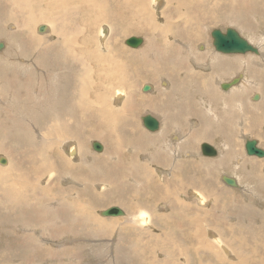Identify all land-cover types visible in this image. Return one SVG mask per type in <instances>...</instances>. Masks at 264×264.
Returning a JSON list of instances; mask_svg holds the SVG:
<instances>
[{
	"label": "rangeland",
	"instance_id": "rangeland-1",
	"mask_svg": "<svg viewBox=\"0 0 264 264\" xmlns=\"http://www.w3.org/2000/svg\"><path fill=\"white\" fill-rule=\"evenodd\" d=\"M14 1L16 0H0V38H4V40L0 39V41H2L4 44L3 48L0 50V115L2 116V120L0 121V166H2L1 164L4 163L3 157H7L11 163H15L19 159L21 160L23 158V162L21 163H24V167L27 170V175H25L22 179L18 180V182L26 186V188L21 189L22 192H24V195L34 197L35 201H39L40 199V201L42 202V210L37 213H33L28 210L18 211L20 210L19 207H16V210L13 209L14 211L12 209L11 211L8 210L9 208L13 207L10 206V204L13 205L14 203L6 202V199L8 198L5 197V195H2L4 191H6L3 189L8 185V183L4 182L0 178V233L2 237L0 239V264H219L218 259L224 260L226 258L228 261L231 260V262L232 259L233 261L235 260L234 258L237 255L234 251L235 243L238 248H242L247 252V256L240 259H245L244 261H250L249 264H259L256 259L259 258V260L261 259L260 262L264 264V227L261 228V230H255L254 233H252L251 231L242 230L240 226L242 224H246L247 220L245 221V223L238 222V215L231 212L229 207L226 206V208L222 202L226 199V201H228L230 200V198H233V200L235 201L240 200V202H244L245 199L243 194L247 193V190H250V192L247 193V200L252 202V205L256 210H262L264 208V201L255 199V196H260L262 197V200L264 199L263 192L258 188L260 186L261 181H259V179L261 178L258 176H250V173L247 170H250L253 173H255L256 170L253 169V164L245 162L247 161L245 160L246 158L251 157L252 160L260 161L261 164L259 170L260 172L264 173V157L258 158L256 156H248L244 149V137H248L249 139L256 140L258 147L264 150V143H262L260 139L261 137L264 138V122L260 124V127H256L257 129H255L252 134H247L245 133V131H242L243 129L247 130L249 128V124H252L259 116L263 115L264 117V105L260 109L254 108L260 103V101L262 102L264 98V93L261 90L263 88L262 85L264 84V82L261 83L262 85H259L261 89L255 86L254 84V82L256 81L255 77H259V80L261 79L264 81V61L263 59H261V57H259L260 55H226L218 53L217 51H214L210 37V31L212 29L219 28L221 30H224L228 27H234L238 31H240L244 37H246L249 41L255 44V46L257 45L259 47L261 43L262 47L260 46L259 49H262L263 52L264 13L260 14V11H262L263 9L257 12L253 11L252 6H249L248 8L244 4V1L246 2L247 0H162V3L155 1L154 6L151 0H86L87 3L85 5L90 15L89 18H87V15H85L84 11L85 8L84 6H82L81 0H72L74 3L71 6L73 7H68L69 4H67L65 6L66 8L60 9V13L62 15H46V17L48 18L57 17L60 19L61 22H71V19H73L74 28L70 29L67 26V23L66 26H61L58 24L50 23V21H43L40 18H31L32 20L28 24L27 22H25L26 20L24 18L27 14H25L22 10L16 8L15 15L18 16V18L16 19L20 20V23L22 24L20 25L19 23H16V20H14L16 16L11 14V10L8 6L9 3L13 5ZM19 1L21 3L24 2L21 0ZM251 1V3L254 2V0ZM96 2H101L104 6L103 8L106 11L103 10L102 12H99L96 10H89V5L93 7ZM23 4L28 5V9L31 11L36 10L34 5L31 3V0H27ZM48 4L49 2L47 0H43L42 9H47ZM26 5L23 6L24 9L26 8ZM231 6L235 7L233 8V10L236 9L238 11L237 15H235L237 12L234 13L233 10H230ZM128 8H132L134 11H136L137 15H142L140 16V18L136 19V23L142 22V28L137 27V24L136 26L130 24L131 26L137 27V29L135 30L126 27V24H129L130 21H133L134 23V17L136 15L135 13L131 12ZM140 8L143 9L144 13L139 10ZM226 10H230L231 13L229 14L230 11ZM106 12L108 13L106 14ZM101 14L106 15L105 17L107 19ZM92 15H98L99 17H102L103 20L100 19L92 21L90 20V18L95 17H92ZM202 15L207 16L208 20L202 25H199V18H202ZM209 16L213 18L212 21L210 20ZM242 16H244L245 18H242ZM246 18L247 20H245ZM40 23H47L48 25H50L51 32H46L39 36L43 38L45 37L43 43H39V48L35 49V51L31 54L24 53L27 52V50L23 51L16 49L15 45L12 43L16 38L21 37L12 35L17 33L21 34L24 32L26 34L30 33L31 37H34V35L36 34V37L38 36V34L35 31L40 33L38 31V27L41 25ZM102 23H107V25H111L113 31L109 33L110 36L108 38H105L104 40L100 41L98 39V36H100V30L99 35L97 31ZM18 28H22V31H20ZM75 29H77V31H80L81 33L76 35L77 31ZM196 31L198 32V35L193 37L192 33L189 36L190 32ZM58 32H61L60 36H58ZM130 36L142 37L144 39V43L141 46L132 48L125 44V39ZM23 37L24 38H22V41L17 42H28L25 40L26 36ZM69 37L71 38L65 39ZM86 38H88L89 41L86 40ZM5 39L9 41L10 44H12L10 47L6 48ZM53 41H56L58 43L61 42V46L63 47L62 51L65 49V47L68 48L70 51H77V57L83 59L92 60L93 58L99 57L101 54H103L105 56V62L103 65L94 64L93 69L87 71L82 68L70 69V66L68 68L65 64L59 65V62H50L56 60V57L57 59L60 58L58 57V54L55 55L54 46L49 50L50 52L46 53L48 55L44 56L45 58L39 57V52L42 51L43 47H47L46 45ZM66 41H68L69 43H66ZM36 45L37 43L35 41L34 46ZM187 45L188 47H185ZM201 45L204 46L202 51H200L199 49V46ZM32 47L33 45L31 46V48ZM155 49L158 52L154 53ZM58 51L59 50L57 49V52ZM204 51L206 52V56L210 58L216 56L217 62L223 63L224 60L231 59L233 64L232 66H228L227 69H225L224 71L220 69V67H218L219 72L218 70H216L217 72H214V69L212 68H203V63L207 61L205 54L202 56L205 57L200 59V61L196 59L197 56H195V54L202 53ZM189 52L191 55L189 54ZM63 53L69 54L70 52L63 51ZM158 54H162V56L164 55L165 57L163 56V59H158ZM26 55L30 56L27 57ZM43 55H45V53H43ZM152 56H154L155 58V60L152 61L154 63V66H146L143 69V65L139 63L142 57L143 59L151 60ZM223 56L232 58L227 59ZM245 58L248 61L243 60V65L242 59ZM251 58H253V60ZM192 59L194 61H192ZM32 60L35 64L37 63L40 65H45L46 69H48L49 71L48 73L52 74V76H50L49 78L42 77L46 72L45 68H37L35 70H32L35 68L31 65ZM159 60L161 62L165 60L167 65H170L172 63L176 71L182 66L179 69L180 71H177L178 74L175 73L173 81L179 82L181 79L180 76L182 75V77H185L189 80V76H191V79L194 76L198 79V88L199 86L202 87L203 85L212 87L214 92H216L220 96L226 94L227 91L230 92L231 90L236 88V86L241 83L244 76H247L249 80L251 79L250 81L252 82V85L254 84V87H250L251 90L245 91L243 98L241 99V111H237L234 105L232 110H234L235 112L230 111L231 114L223 116L222 111L224 112L225 109L221 106V104L214 103L213 97H211L210 100L204 95L198 96L195 97L196 99L193 100V103L195 104L194 108H199L198 111L200 112V114L204 115L205 118H202L200 120L199 117L195 115L189 116L187 118V124L185 127L182 126V124L180 123H175L173 125V130L170 131L171 127H168L167 129H165L164 136L160 138H158V136L155 137L154 135H150L148 137V141H136L133 139V133L130 132L131 129L137 128V130L139 131L143 130L149 134H153V132H149L142 126V115L150 113L155 117H158L163 126V120L160 114H170V108H174L172 106V103L162 102L158 100L160 99V97L155 96L164 94L165 90L162 88L167 87L165 82L167 81V78L162 73H169L171 74L170 76L173 75L172 72L162 71L161 66L159 67V69L157 68L159 66L158 64H160L158 63ZM22 62L24 63L22 64ZM238 62H242V65H238ZM199 63H201L202 66H200L201 64L199 65ZM26 66L30 68L28 71H25ZM234 66L238 67H235L233 70H229L231 67ZM245 66H247L248 73L244 71V69H246ZM4 67L7 68V71H5ZM60 67H62L63 69H59ZM184 68L186 69L184 70ZM148 71H150V73ZM144 72L146 73V76L149 77L154 75V77L156 78L155 83H157L156 90H158V92H154V81L151 83V81H148V79L146 80ZM86 73H88V75L91 74L90 76L85 78V83L89 86V91L87 93H83L79 91V89H77V92H75V94H78V96L82 98L84 97L85 99L90 96L100 102V105L96 104L92 99L93 104H91V107H104V99H110V97H108L107 95L111 94L112 92L114 93V91L118 90L119 88L123 89L122 91H124V96L128 95V103L132 104V107L130 108H126V106L128 105L127 101H124L120 105H123L125 107L126 113H128V116L131 117V122L134 124H122L115 127L110 126L111 131L108 132L109 135L106 137L105 142L109 143V145L119 144L120 153L123 154V157L120 160L122 161L125 158V163L126 165H128V168L125 172H118L117 174H114L115 178L118 179V181L115 179L118 183H120V181L122 183L123 181L127 182L128 180L137 179L138 177H140L142 171L138 172L139 174H136L137 172H135V170L132 171V169L130 168V166L135 167L136 164H140L146 169L149 168L148 171H152L154 177L151 179L150 182L146 181L145 184L147 183V186L153 184V186H155L156 188V194L164 195L166 197L165 199L168 202H172V204H170L165 201L166 205H168V207H166L164 206V201L162 202L161 199L158 200V198L156 197L155 201L157 202L153 206H150L148 204L150 202L147 198L148 190L143 192V194L140 195L137 199L134 197V195L126 196V201L128 203H133V206L131 208H136L135 212L140 209L141 205H143L144 207L141 208H145L151 213V218L153 217V222L150 226V229L136 228L129 222L126 217H124V215H101L100 211H103V209H107L112 206L120 207V209L123 210L124 214L128 213L125 206L120 205L118 203H108L113 201L114 196H111L110 199L108 197L101 198L102 195L98 191L99 184L106 183L107 185H109L112 182L111 180H103L101 178H96L94 180H86L84 179V177L86 178L88 174H85L84 172L82 176H77L76 178H73L74 182L72 183L71 179L65 178V176L67 174H73L74 172L71 170H65L64 166V169H60L58 172H55V174L54 172L48 174L49 169H44L41 165V162H43L45 166L46 163L44 161H39L38 159L36 165L34 163L24 161V159L31 160V158L27 155L42 156V149L44 143L51 144L54 142L53 145L55 146L53 150L62 151L64 157L66 156V153L64 151V145H66V143H69V139L61 140L60 138H58L53 142H50V140L43 138L44 131H41L42 128L46 127V129H48L51 126V122L54 121L51 113L49 114V110L46 111L47 114H39L36 112V108L33 107L32 112L35 113L31 115L29 113L31 109H28L29 106L32 105V103H34L33 105H41V107H43L42 105L46 104L45 100L48 97H58L57 93L55 92L56 89H52V86L58 84V82L56 81L51 83V79L53 77L54 80L56 76H58L59 78H63L64 80H70V77L76 78L80 74L87 75ZM184 73H186L187 75ZM239 73H242L243 77L238 85H235L226 91L221 90L220 86L218 85V82H223L227 80L229 81L232 77H235L237 74L239 75ZM48 79H50V85ZM162 81H164L163 85L161 83ZM60 82L63 83L62 81ZM190 82L193 83V81ZM199 82L201 84H199ZM94 84L95 86H93ZM143 85H149L150 89L148 91H143ZM65 87L67 88V86ZM191 88H189L188 83V90H190ZM53 91L54 94L56 93V96L52 94ZM254 93H257L259 95V99L257 101H252L251 99V96ZM33 94H37V97H40H38L35 102H32V98L36 97V95L34 96ZM101 94H103L102 97ZM150 94H152V98L155 96V98H153L152 103H148L145 100L147 97L145 95ZM70 99L68 100V104L70 103ZM140 100L143 102V105L142 103H140ZM157 100L160 104H163L162 106H159V109H157V104H154V102H156ZM152 106L153 112L150 111ZM106 107L108 110L106 109ZM110 107L111 105H106L104 109L107 112L111 110L110 112L113 113L114 109H110ZM163 107L164 110H162ZM122 108L123 107L114 110L113 114H117V112H121L123 114L124 111L122 112ZM244 109L250 111L249 113L251 115ZM79 112L81 111L79 110ZM89 113L91 117H93V112L89 111L87 115H89ZM237 113H239V115ZM42 114L44 117H42ZM248 114L250 115V118ZM11 116L12 122L28 130V132H24L21 135V137L25 139V141H27V144H40L39 149L37 151H29L26 148V146L29 145H25L23 150L21 148L22 145H24L23 142L17 139L14 136V133L12 135L8 131L7 123H4V121L8 120V118H10ZM35 116L39 119L41 118V120H43L45 123L39 122L38 118H35ZM6 117L7 119L5 120ZM80 118L79 121H82L83 123L84 119L82 117ZM203 120L205 122L204 126L206 128L204 130H200L199 134L196 133L195 130H188V124H190L191 122H197L198 126H200ZM215 121H221L222 125H218ZM12 122L9 123L13 124ZM95 122L97 121H95L94 119L90 121L92 126L95 124ZM127 122L131 123L128 119ZM45 124L48 125L45 126ZM127 125L129 126L128 128ZM123 127L125 129H123ZM88 128L89 127H86V129ZM94 128L96 129L97 127ZM114 128H121V130L115 131L113 130ZM175 129H177L179 132ZM81 131H84V129H81ZM173 132L175 133V135ZM206 132H208L209 135L212 132V135L210 137H212L213 139H206V137L208 138V136H206ZM180 133H184L185 137L187 136L183 141L184 143L186 142L185 146L187 145L185 148H183L184 146H182L181 144L175 143V147L174 145H172L174 143H171V146L169 145L166 148L159 150L161 153L163 151L164 154H162L164 155V158H167L166 163H169V168H172L175 162L182 160L185 163H190V165L197 164L196 161L199 159L206 160L205 158L208 157H202L199 152L198 146L200 143H202V141L210 142L216 145L218 149L217 156L208 159H216L219 156V153H224L227 148H223V144H226L229 148L234 149L236 151L235 153H233V155L230 154V156H226V159L228 160L224 159L223 157L221 158L224 160V162L221 161L222 163H224V165H222L220 168H217V166L214 167V165H217L215 163H217L218 161L215 163H210L211 167L209 168L211 171L209 174L205 175V180L203 177H200V175L204 173L203 168L208 167H195L194 172H192L193 166L190 165H188L187 168L189 173H191L192 175L190 176V179L192 181H195L193 184L189 183L186 179H184L185 181L179 179L166 180V177L171 178L172 174H168L171 170L156 163L154 164V159L152 158L150 160V156L153 157L154 153H159L156 148L159 145H162L163 141H165V144L167 139H173L176 135L179 136ZM203 133L205 134V136H202ZM227 133L229 134V138L230 134L232 135L233 140H229V138H226ZM83 134H86L84 135V139H86V141H84V149L87 152L86 156L88 157L89 155L94 158H101L106 152V145L104 144V142L99 138H87L88 135L86 132L80 133V135ZM154 134H156V132H154ZM246 134L247 136H245ZM122 137L126 138L125 140H123V142L119 141L120 139H122ZM163 137H165V139ZM161 138L164 140L162 141ZM116 139H118V141ZM72 141L76 144V146H78V148H80V144L76 140ZM92 141L100 142L103 145V150L101 152L94 151L90 146ZM138 142L148 143L145 145L144 151L139 154L134 149L136 147V143ZM110 149L112 150V148ZM184 150H187L189 154H185ZM174 153L176 155L179 154L178 160H176V155H173ZM130 154L134 157L132 158ZM162 154L161 156H163ZM147 155L149 159H147ZM238 156L244 159L245 164H243L244 166L241 164V166H243L245 169H242L237 163H235V159H238ZM65 158L72 163H76L79 160V158L70 160L67 156ZM53 159L57 164L61 162L58 157H54ZM186 159H188V162L186 161ZM128 161L129 163H131V165L128 163ZM104 164H107V162H105ZM104 164L102 165L103 167H101L102 169H104ZM31 165L35 166L36 168L32 169ZM81 166L82 163H79V166H77V168H80ZM136 168L138 169L137 166ZM153 168L156 170H153ZM110 170H115V167L113 165L110 166ZM45 171L48 175H44ZM158 171H162L164 175L161 176V173H159ZM238 172L242 177V179L239 178V180L241 181L238 183L241 184L240 186L245 184V189L243 188V186L240 189H237L239 187H229L220 179L222 174H227L231 176L236 174L238 176ZM38 175L42 176L36 178ZM183 175L185 176L186 174L184 173ZM62 176L63 179L61 178ZM177 176L179 177V175ZM206 177L208 178V181L206 180ZM8 182L12 181L8 180ZM46 182L49 183V185L45 187L44 192L42 194L36 192L38 186L46 184ZM154 183L161 185L163 188H166L168 186L167 192L164 191L161 187H157L156 185H154ZM164 184L167 186H165ZM134 185L136 186V184ZM190 185L194 186L189 187ZM86 189H88L87 195H84ZM48 191L54 197L72 201V205L67 206L66 213L60 214L58 212V207L56 208L54 200H52L50 195H48ZM182 191H184L185 193ZM193 192L194 194H198L199 192L204 197V202L206 205L204 203V205L199 204V201L195 199V197L197 196H194ZM226 192H228V194ZM216 194H220V197L224 199H221V204L219 202H214V199L216 200L217 197L220 198ZM181 196H183L182 200L185 202L183 205L184 207L181 206V201L179 202ZM175 198L178 199V201H174ZM216 206L219 208H216ZM24 207H26V204L24 205ZM219 209L222 213L219 212ZM75 211L80 212L81 216L86 221L82 223V225L79 222L76 223L73 221L74 223H70V220L68 221V216L75 214ZM177 211H179L181 214ZM24 213H26V215H22ZM28 216L31 218L30 220H28ZM111 218H116L120 220L124 219L126 227H129V229H122L119 226L120 223L119 225L115 223V225L112 227L99 225L96 223L98 221L103 222L105 219L109 220ZM159 218L162 219L159 220ZM22 219L28 220V224L26 223L27 221L22 223ZM156 219L157 224L159 225L161 222H163V224L165 222H168L171 229L165 234L163 233L160 235L161 230H163V228H161V226H158L155 223ZM221 220H223L224 223ZM243 220L245 219H242V221ZM15 221H18L19 223H15ZM236 221L237 224H234L236 223ZM259 222V220L254 221L255 224ZM227 226L230 228L228 229ZM242 227L246 226L242 225ZM209 232H217L216 234L221 235L220 238L224 239L223 242H226V245L231 252V257L224 256L222 251L218 249V247H216V245L211 241L208 236ZM171 234L172 236H170ZM154 235H157L158 238H154ZM190 235L195 237L194 242L191 239L189 240ZM197 236L200 239L202 238L201 240H203V244H200V242L198 244L195 243V239L197 238ZM208 245L211 247V249L215 247L214 250L212 249V254H210V251L207 250V252L205 250L207 249ZM203 246H206L205 249ZM254 246L256 249H254ZM249 255L252 257L253 260H250Z\"/></svg>",
	"mask_w": 264,
	"mask_h": 264
},
{
	"label": "bare ground",
	"instance_id": "bare-ground-1",
	"mask_svg": "<svg viewBox=\"0 0 264 264\" xmlns=\"http://www.w3.org/2000/svg\"><path fill=\"white\" fill-rule=\"evenodd\" d=\"M10 1V0H9ZM21 1H24L23 3H25L27 0H21ZM37 1V2H36ZM45 1V0H44ZM48 2H49V4H48V6L47 5H44V6H47V9L45 10H43L42 9V2H43V0H31V3L34 5V7L36 8V10L35 11H31V10H29L28 9V5H26V4H23V3H21L19 0H16V1H14L13 2V5H11L10 3L8 4V6H9V8H10V10H11V14L12 15H15V11H16V8L17 9H20V10H22L25 14H27L24 18H25V22H27L28 24L31 22V20L33 19V18H40L41 20H43V21H50V23H54V24H58V25H61V26H66V23H67V26L70 28V29H73L74 28V20L73 19H71V22H69V21H60V19L59 18H57V17H52V18H48V17H46V15H62L60 12V9H63V8H66L65 6L67 5V4H69V6L68 7H73V6H71L74 2L72 1V0H47ZM152 2H153V6H154V2L156 1V2H161L162 3V0H151ZM8 2V1H7ZM81 2H82V6H84V11H85V15H87V18H89V11L87 10V8H86V3H87V1L86 0H81ZM252 1L251 0H247L246 2L244 1V4L249 8V6H252V10L253 11H255V12H257V11H260L261 9H263L262 11H260V14H263L264 13V0H254V2L253 3H251ZM37 3V4H36ZM39 3H41V4H39ZM11 5V6H10ZM24 5H26V8L24 9L23 8V6ZM31 5V4H30ZM104 6H103V4L101 3V2H96L94 5H93V7H91L90 5H89V10H96V11H99V12H102L103 10H105L104 8H103ZM157 7V6H156ZM29 8H31V7H29ZM231 9L230 10H233V8H235L234 6H231L230 7ZM128 9H130V11L131 12H133V13H135L134 15H135V17H134V19H135V21H134V23H133V21H130L129 22V24H126V27H128V28H132V29H137V27H141L142 28V22H140V23H136V19H138V18H140V16H142V15H137V12L136 11H134L132 8H128ZM9 10V9H8ZM142 13H144L143 12V9L142 8H140L139 9ZM230 10H226V11H230ZM106 11V10H105ZM233 12L234 13H236L235 15H237L238 14V11L236 10V9H234L233 10ZM232 12V13H233ZM108 12H106V14H107ZM130 13V12H129ZM227 13V12H226ZM231 13V11L229 12V14ZM67 15H68V13H67ZM102 15V14H101ZM133 15V14H132ZM16 16V15H15ZM93 16H95L94 18H90V20H92V21H95V20H103V18L102 17H99L98 15H92V17ZM102 16H106V15H102ZM203 17L202 18H199V22H198V24L200 25H202L204 22H207V16H205V15H202ZM22 17H23V15H22ZM30 17V18H29ZM86 17V16H85ZM210 17V16H209ZM239 17V16H238ZM16 18H18V16H16L15 18H14V20H16V23H19L20 25H22L21 23H20V20L19 19H16ZM32 18V19H31ZM106 18V17H105ZM234 18H237V17H234ZM241 18V17H240ZM242 18H245L244 16H242ZM241 18V19H242ZM12 19V18H11ZM107 19V18H106ZM126 19V18H125ZM133 19V18H132ZM212 19L213 18H211L210 17V20L212 21ZM222 20V19H221ZM245 20H247V18L245 19ZM11 21V20H10ZM13 21V20H12ZM86 21V20H85ZM92 21H91V23H92ZM106 21V20H105ZM147 21H149V20H147ZM203 21V22H202ZM214 21V20H213ZM217 21V20H216ZM11 23V22H10ZM15 23V22H14ZM27 23H25V24H27ZM113 23V22H112ZM9 24V23H8ZM12 24V23H11ZM41 25L38 27V31L40 32V33H38L37 31H35L37 34H38V36H36L35 37V35H34V37L32 38L30 35V33H21V34H19V33H17V34H14V35H12V36H18V37H21V38H16L15 40H14V42L12 43V44H14L15 45V47H16V49H19V50H23V51H26L27 50V52H24V53H32V52H34L35 51V49H37V48H39V43H43V40H44V38L43 37H39V36H41L42 34H44V33H46V32H51V26L50 25H48L47 23H40ZM134 25V26H136V24L138 25L137 27H134V26H131V25ZM145 24V23H144ZM16 25V24H15ZM27 26V25H26ZM90 26H91V24H90ZM21 27V26H20ZM25 28H27V27H25ZM234 28V27H233ZM12 29H14V28H12ZM19 29V28H18ZM24 29V28H23ZM30 29V28H29ZM216 29H219V28H216ZM236 29V28H235ZM20 31H22V28H20L19 29ZM76 31H77V29H75ZM99 30H100V36H98V39L100 40V41H102V40H104L105 38H108L109 36H110V34L109 33H111V31H113V29H112V27H111V25H107V23L106 24H101L100 26H99V29H98V35H99ZM213 30V29H212ZM211 30V31H212ZM226 29H224V30H222V31H225ZM237 30V29H236ZM153 31V30H152ZM210 31V32H211ZM35 32H33V33H35ZM239 33H240V35H242L241 34V32L240 31H238ZM12 33H16V32H12ZM81 32L80 31H77L76 32V35L77 34H80ZM107 33V34H106ZM193 33V34H192ZM58 34V36H60L61 35V32H58L57 33ZM104 34V35H103ZM193 35V37H195L196 35H198V32L196 31V32H190L189 33V36L190 35ZM23 36H26L25 37V40L26 41H28V42H25V43H21V42H17V41H22V38H24ZM243 36V35H242ZM211 37V36H210ZM244 37V36H243ZM8 38H10V37H8ZM71 37H69V38H65V39H70ZM244 38H246V37H244ZM0 39H3L4 40V38H0ZM62 39V38H61ZM247 39V38H246ZM63 40V39H62ZM86 40H88V38H86ZM126 40V39H125ZM248 40V39H247ZM23 41H24V39H23ZM36 41V43H37V45L36 46H34V42ZM89 41V40H88ZM249 41V40H248ZM263 41H264V39H263ZM251 44H253L251 41H249ZM0 43H2V48H3V46H4V44H3V42L2 41H0ZM5 46H6V48L7 47H10L12 44H10L9 43V41H7L6 39H5ZM66 43H69L68 41H66ZM143 43H144V41H143ZM142 43V44H143ZM208 43H209V41H208ZM263 43V42H262ZM63 44V43H62ZM141 44V45H142ZM211 44H212V42H211ZM33 45V47L31 48V46ZM140 45V46H141ZM156 45V44H155ZM253 45H255V44H253ZM47 47H43V49H42V51H40L39 53V57H42V58H45L44 56H46V55H48V54H46L47 52H50L49 50L54 46V50H55V55L56 54H58V57H60V58H58L57 59V57H56V60H54V61H50V62H59V65H61V64H65L66 65V67H68L69 68V66H70V69H77V68H82V69H85V71H87V70H91V69H93V66H94V64L95 65H103L104 64V55L103 54H101L99 57H96V58H93L92 60H89V59H83V58H80V57H77L78 55L76 54V52L77 51H70L68 48H66L65 47V49L63 50V51H66V52H70L69 54H67V53H63V51H62V46H61V42L60 43H58V42H56V41H53V42H50V43H48L47 45H46ZM158 46V45H157ZM260 46L262 47V44L260 43ZM259 46V47H260ZM185 47H188V45L187 46H185ZM200 48V51H202L203 50V48H204V46L203 45H201V46H199ZM212 47H213V45H212ZM256 47H258L257 45H256ZM259 47H258V50H259V53H252V52H247V53H243V54H241V55H245V54H252V55H260L259 57H261V59H263V61H264V51L262 52V49H259ZM1 48V49H2ZM46 48H49V49H46ZM158 48H160V47H158ZM209 48V47H208ZM0 49V50H1ZM46 49V50H45ZM57 49L59 50L58 52H57ZM213 49H214V47H213ZM263 49H264V47H263ZM206 50V49H205ZM210 50V49H209ZM260 50H261V52H260ZM31 51V52H30ZM62 51V52H61ZM161 51V50H160ZM191 51V50H190ZM214 51H216L215 49H214ZM156 52H158L156 49H155V52L154 53H156ZM218 52V51H217ZM16 53H18V52H16ZM15 53V54H16ZM43 53H45V55H43ZM95 53H100V52H95ZM140 53H141V50H140ZM218 53H221V52H218ZM52 54V53H51ZM189 54H190V52H189ZM205 54V56H206V52L204 51V52H202V53H197V54H195V56H197V58L196 59H198L199 61H200V59H202V58H204V57H202L203 55ZM208 54V53H207ZM222 54H225V53H222ZM235 54H240V53H226V55H235ZM81 55V54H80ZM159 55V54H158ZM191 55V54H190ZM19 56V55H18ZM23 56V55H22ZM27 57H29L28 55H26ZM62 56V57H61ZM164 56V55H163ZM162 56V54H160L157 58L158 59H163L164 57ZM10 57H11V55H10ZM36 57V56H35ZM137 57V56H136ZM224 58H227V59H230V58H232V57H225V56H223ZM13 58V57H12ZM16 58V57H15ZM24 58V57H23ZM61 58H64V59H61ZM140 58H141V56H140ZM206 58H207V61L205 62V63H203L204 65H203V68H207V69H210V68H212V69H214V72H217L216 70H218V67H220V69H222L223 71L225 70V69H227V67L228 66H232V64H233V62H232V60L230 59V60H224V62L222 63V62H217L216 61V56L215 57H208V56H206ZM243 58V57H242ZM19 59V58H18ZM37 59V58H36ZM81 59H82V62H81ZM252 60H253V58H251ZM256 59V58H255ZM12 60V59H11ZM11 60H8V61H11ZM16 60V59H15ZM22 60V59H21ZM155 60V58H154V56H152V59L151 60H146V59H143V57H142V59H141V61L139 62L140 64H142L143 66H142V68L144 69V67H146V66H154V63L152 62V61H154ZM166 60V59H165ZM165 60H163L162 62L159 60V62L158 63H160V64H158L159 66L157 67L158 69H159V67L161 66V70L162 71H165V72H172L173 73V75L172 76H170L171 74H169V73H162L167 79L170 77V82L173 80V78H174V75H175V73L176 74H178L177 73V71L182 67H180L177 71L174 69V66L172 65V63L170 64V65H167V63L165 62ZM243 60H246V61H248L246 58L245 59H242V62H243ZM251 60V61H252ZM19 61V60H18ZM43 61V60H42ZM192 61H194L193 59H192ZM25 62V61H24ZM24 62H22V64L24 63ZM242 62H238V65L239 64H241L242 65ZM254 62V61H253ZM256 62V61H255ZM258 62V61H257ZM11 63V62H10ZM16 63V62H15ZM19 63V62H18ZM32 64V67H35L34 69H32V70H35V69H37V68H39V69H42V68H45V74L42 76L43 78H49L50 76H52V74H49L48 72V69H46V66L45 65H40V64H35L34 62H33V60H32V62H31ZM116 63V62H115ZM197 63V62H196ZM193 64V63H192ZM201 63H199V65H200ZM30 65V64H29ZM117 65V64H116ZM145 65V66H144ZM163 65V66H162ZM243 65H244V62H243ZM16 66H17V64H16ZM25 66V65H24ZM108 66V65H107ZM172 66H173V68H172ZM200 66H202V64L200 65ZM106 67V66H105ZM148 67V68H149ZM235 67H238V66H234V67H231L229 70H233ZM243 67V66H242ZM246 67V69H244V71H246L247 73H248V70H247V66H245ZM5 68V67H4ZM21 68V67H20ZM19 69V68H18ZM22 69H23V67H22ZM30 68L28 67V66H26L25 67V71H28ZM59 69H63L62 67H60ZM186 68H184V70H185ZM194 69V68H193ZM241 69V68H240ZM17 70V69H16ZM5 71H7V68H5ZM145 71H146V69H145ZM151 71V70H150ZM150 71H148L149 73H150ZM180 71V70H179ZM59 72H61V71H59ZM62 72H64V71H62ZM188 72V71H187ZM186 72V73H187ZM218 72H219V70H218ZM28 73V72H27ZM33 73V72H32ZM53 73H55V72H53ZM91 73V72H90ZM145 73V72H144ZM157 73V72H156ZM186 73H184V74H186ZM87 75H79V76H77L76 78L75 77H70V80L68 79V80H64L63 78H59L58 76H56L57 75V73H56V78H55V80L53 79H51V83L52 82H58V84H56V85H54V86H52V89L53 90H55L56 89V93H57V98H54L53 96H52V98H50V97H48L46 100H45V103L46 104H44V105H42L43 107H41V105L40 106H36V105H33L34 103H32V105L31 106H29V109L28 110H30L31 109V111H29V113L32 115V114H34L35 112H32V108L34 107V108H36V112L37 113H39V114H41V113H46V111H48L49 110V114L51 113V115L53 116V122H51V126L48 128V129H46V127L45 128H42V130L41 131H44L43 133V138H46V139H48V140H50V142H53L54 140H56V139H58V138H60L61 140H70V138H71V136H72V138L73 139H75V140H79V138L80 139H83V137H85L84 135H86V134H83V135H80V133H82V131H81V129H84V130H86V127H89L88 128V136L90 137V134L92 135V137H94V138H99V139H101V140H103L104 138H105V135H106V133H107V131H108V127L110 126V125H107V123H108V121H107V119L105 118V117H108V116H110V121H112V117L114 118V117H116L117 115H118V112H117V114H113L114 113V110H117L118 108H121V107H123L124 109H125V107L123 106V105H120L121 103H123L124 101H127V103L129 102V97H128V95H126V96H124V91H122L123 89L122 88H119L118 90H116V91H114V93L112 92L111 94H109V95H107L108 97H110V99H104V104H105V106L106 105H108V106H110L111 105V107H110V109H114L113 110V113H111L110 111L111 110H109L108 112L107 111H105V109H104V107H103V109H100V110H97V109H93L92 107H89V106H87L86 105V103L87 102H91L92 103V99H93V101L96 103V104H99L100 105V102L98 101V100H95L93 97H87L86 99L83 97H80V96H78V94H75V92H77L76 90L77 89H79V91H81V92H83V93H87L88 91H89V86L85 83V78L86 77H88V76H90V75H88V73H86ZM153 74V73H152ZM190 74V73H189ZM252 74V73H251ZM250 74V75H251ZM256 74V73H255ZM41 75V74H40ZM149 75V74H148ZM187 75V74H186ZM253 75V74H252ZM39 76V75H38ZM37 76V77H38ZM53 76H54V74H53ZM65 76V75H64ZM84 76V77H83ZM143 76V75H142ZM145 76H146V73H145ZM144 76V77H145ZM177 76V75H176ZM175 76V77H176ZM180 76V75H179ZM183 76V75H182ZM182 76H180L181 77V79H180V81L179 82H176V87L174 88V89H170V84H168L167 85V83H166V85H167V87L166 88H162V89H164L165 90V92H164V94H162V95H155V96H157V97H160V101H162V102H169V103H172V106L174 107V108H172V110H171V112H170V114H166V116L167 117H162V120H166L164 123H163V126H162V123H161V121L159 120V128H158V130H156V131H154V132H156V134H157V136H158V138H160V137H162V136H164V133H165V128H164V126H167L168 125V127L170 128L173 124H174V122H177V123H180V124H182V126H186V124H187V118L189 117V116H197V117H199V119L201 120L202 118L200 117V115L198 114L199 113V111H198V109H195L194 108V106H195V104L193 103V100H194V96H196V97H198V96H202V95H204L205 97H207L208 99H210L211 100V97H213V102L214 103H218V104H221V106L225 109L224 110V112L222 111V113H223V116H226L227 114H231L230 113V111H234V110H232L233 109V106L235 105V107H236V109H237V111H241L242 110V103H241V99L243 98V95H244V93H245V91H248V90H251V88L250 87H254V84H255V86H257V87H259L260 88V84L261 83H263L264 81L263 80H259V77H255L256 78V81L254 82V84L252 85V82L248 79V77L247 76H244L243 77V74L242 73H239V75L237 74L235 77H238L240 80H239V82L236 84V85H238L239 83H240V81H241V79H242V77H243V80L241 81V83L238 85V86H236V88H234L233 90H231L230 92H228L227 91V93L226 94H224V95H222V96H220V95H218L216 92H214V90H213V88L212 87H208V86H206V85H203L202 87H200L199 86V88H198V86H197V82H198V79H197V77H194L193 76V78L191 79L190 78V80L189 79H187V78H185V77H182ZM185 76V75H184ZM204 76V75H203ZM258 76V75H257ZM23 77V76H22ZM28 77V76H27ZM62 77V76H61ZM191 77V76H190ZM216 77H218V76H216ZM235 77H232L230 80H232L233 78H235ZM24 78V77H23ZM163 78V77H162ZM165 78V79H166ZM27 79V78H26ZM29 79V78H28ZM38 79V78H37ZM88 79V78H87ZM92 79V78H91ZM148 79V81H151V83L154 81V84H155V89H154V92H158V90H156V84L157 83H155V81H156V78H154V75H152L151 77H149V76H146V80ZM150 79V80H149ZM166 79V80H167ZM50 79H48V82H49V85L51 84L50 83V81H49ZM75 80H76V82H75ZM162 80V79H161ZM197 80V81H196ZM205 80V79H204ZM216 80H218V79H216ZM221 80V79H220ZM253 80V79H252ZM260 81V83H259V81ZM60 81H62L63 83H61ZM89 81V80H88ZM168 81V80H167ZM190 81H193V84H189V88H191L190 90H188V83L190 82ZM200 81V80H199ZM207 81V80H206ZM228 81V80H227ZM60 82V83H59ZM90 82V81H89ZM166 82V81H165ZM223 82H226V81H223ZM91 83V82H90ZM203 83H205V82H203ZM220 83V84H219ZM48 84V83H47ZM107 84V83H106ZM199 84H201L200 82H199ZM222 84V82H218V85H221ZM48 85V86H49ZM197 87H196V86ZM262 85V84H261ZM65 86H67V88L65 87ZM91 86V85H90ZM93 86H95V84L93 85ZM92 86V87H93ZM144 86V85H143ZM235 86V85H234ZM263 86V88L261 89L262 90V92L264 93V84L262 85ZM57 87V88H56ZM81 87V88H80ZM219 87V86H218ZM233 87V86H232ZM231 87V88H232ZM23 88V87H22ZM91 88V87H90ZM111 88V87H110ZM109 88V89H110ZM142 88V87H141ZM197 88V89H196ZM92 89V88H91ZM99 89H101V88H99ZM253 89V88H252ZM192 90V91H191ZM92 91V90H91ZM106 91V90H105ZM113 91V90H112ZM143 92V91H142ZM56 93L54 94V91H53V93L52 94H54L55 96H56ZM107 93V92H106ZM145 93V92H144ZM32 94V93H31ZM255 94V93H254ZM253 94V95H254ZM34 96L36 95V97H33L32 98V102H35L36 100H37V98L39 97H37V94H33ZM151 95L152 94H150V95H145V96H147L146 97V102H150V103H152L153 102V98L151 97ZM253 95L251 96V99H253ZM85 96H86V94H85ZM103 96V94H101V97ZM40 98V97H39ZM71 98V99H70ZM133 98V97H132ZM232 98H235V100H232ZM42 99V98H41ZM70 99V103L68 104V100ZM76 99L79 101V102H81V103H79L78 101H76ZM196 99V98H195ZM198 99V98H197ZM205 99V98H204ZM131 100V99H130ZM260 100H262V99H260ZM84 101H85V103H84ZM252 101H254V100H252ZM264 101V98H263V100H262V102ZM133 102H134V100H133ZM261 101H260V103L257 105V106H255L254 108H257V109H259V107H260V105H261V103H262ZM72 103V104H71ZM156 103V102H155ZM159 103V102H158ZM245 104V103H244ZM127 105V104H126ZM132 104H130V103H128V105L126 106V108H130V107H132L131 106ZM251 107V106H250ZM122 108V112L124 111V109ZM152 108H153V106L151 107V109H150V111H152ZM222 108V109H223ZM106 109H107V107H106ZM79 110L81 111V112H79ZM108 110V109H107ZM246 112H250V111H248V110H246V109H244ZM89 111H92L93 112V117H91V115H90V113H89V115H87V113L89 112ZM118 111H120V110H118ZM192 111H194L195 113H193ZM153 112V111H152ZM235 112V111H234ZM258 112H260V111H258ZM181 113H182V115H181ZM244 113V112H243ZM43 114H42V117H44L43 116ZM47 114V113H46ZM238 115H239V113H237ZM250 114V113H249ZM248 114V115H249ZM262 114V113H261ZM260 114V115H261ZM11 115V114H10ZM145 115V114H144ZM233 115V114H232ZM251 115V114H250ZM250 115H249V118H250ZM51 116V117H52ZM95 116V117H94ZM183 116V117H182ZM235 116V115H234ZM233 116V117H234ZM80 117H82L83 119H84V121H83V123H82V121H79V118ZM35 118H38V117H36L35 116ZM205 118V117H204ZM230 118V117H229ZM232 118V117H231ZM235 118V117H234ZM7 119V117L5 118V120ZM45 119V118H44ZM49 119V118H48ZM81 119V118H80ZM95 120V121H97V122H95V124L92 126L91 125V123H90V121H92V120ZM2 120V116L0 115V121ZM4 120V119H3ZM82 120V119H81ZM122 120H124V121H126L127 122V118L125 117V116H121V117H119V119L117 118V123L118 122H121ZM237 120H239V119H237ZM38 121L39 122H41V123H45L43 120H41V118L39 119L38 118ZM241 121V120H240ZM12 122V116L10 117V119L9 120H6V121H4V123H7V125H11V132H13L14 133V136L17 138V139H19V140H21L22 142H23V144L24 145H22V149L24 150V146L25 145H29V146H26V148L29 150V151H31V152H34V151H37L38 149H39V145H34V144H30V143H26L27 141H25V139H23L22 137H21V135H22V133H24V132H28V130L27 129H25L24 127H22V126H19L18 124H15L14 122H12L13 124H10V123ZM188 122H190V121H188ZM237 122H239V121H237ZM242 122V121H241ZM262 122H264V117H263V115H261V116H259L254 122H253V124H254V126H255V129H257L258 127H260L261 125L260 124H262ZM128 123V122H127ZM197 122H191L189 125L191 126L190 127V129L189 130H191V129H196L195 131H196V133H198L199 134V132L197 131V130H202V129H205L206 127L205 126H196V127H194L195 126V124H196ZM202 123H204V121L202 122ZM227 124V123H226ZM246 124V123H245ZM48 125V124H47ZM46 124H45V126H47ZM96 125V126H95ZM124 125H126V124H124ZM131 125V124H130ZM141 125V124H140ZM219 125V124H218ZM91 126V127H90ZM143 126V125H142ZM161 126H162V128H161ZM181 126V127H182ZM94 127H97L96 129L94 128ZM129 126L127 125V128H128ZM144 127V126H143ZM197 127H199V128H197ZM232 127V126H231ZM257 127V128H256ZM263 127V126H262ZM133 128H135V127H133ZM160 128H161V130H160ZM123 129H125L124 127H123ZM217 129H218V127H217ZM46 130V131H45ZM128 130V129H127ZM126 130V131H127ZM134 130H137V128H135V129H131V133H133L134 134ZM175 130H177V129H175ZM74 131V132H73ZM170 131H171V128H170ZM178 131V130H177ZM64 132V133H63ZM150 132V131H149ZM154 132H153V134H150V135H155L154 134ZM179 132V131H178ZM178 132H176V133H178ZM74 133V134H73ZM147 133V132H146ZM174 133V132H173ZM245 133H247L246 131H245ZM149 134V133H148ZM65 135V136H64ZM149 135V136H150ZM174 135H175V133H174ZM188 135V134H187ZM51 138H50V137ZM245 136H247V134L245 135ZM172 137V136H171ZM187 137V136H186ZM185 137V134L184 133H180V135L178 136V135H176L173 139L172 138H170V139H167L166 140V143L164 144V142L165 141H163L164 139H165V137H163L164 139H162V141H163V143H162V145H159L156 149L158 150V154H155V157L156 158H159V159H161V158H164V153H163V151H162V153L159 151L160 149H164V148H166L167 146H169L171 143H174V144H172V145H174L175 146V143L176 144H181L182 146H184L183 148H185L186 146H185V144H186V142L184 143L183 141H184V139L186 138ZM227 137V136H226ZM231 138H232V136H231ZM246 138H248V137H244V143H245V140H246ZM68 140V141H69ZM96 140V139H95ZM117 141H118V139H116ZM230 140V139H229ZM67 141V142H68ZM119 141H122V139H120ZM159 141V140H158ZM203 142V141H202ZM26 143V144H25ZM92 143H93V141L91 142V148H92ZM232 143V142H231ZM54 144V142L53 143H51V144H49V143H44L43 144V149H42V156L41 155H37V156H34V155H27L28 157H30L31 158V160H26V159H24V161H26V162H30V163H34L35 165L37 164V160L39 159V161H44L46 164H45V166H44V163L43 162H41V165L43 166L42 168H44V169H49V172H48V174L49 173H52V172H54V174H55V172H58V165L59 166H61V164H62V166L61 167H67V168H71V167H73L74 165H73V163L72 162H70L68 159H66L64 156H63V153H62V151H56V150H53V148H54V146L55 145H53ZM105 144V143H104ZM146 144H148L147 142H145V143H136V147L134 148L135 150H136V152L138 153V152H141V150H142V148L143 147H145V145ZM201 144V143H200ZM200 144H199V148H200ZM42 145V144H41ZM106 145V144H105ZM103 146V145H102ZM171 146V145H170ZM64 147H65V153H66V155H68L67 157L71 160V158H74L75 157V151L74 150H71L70 151V149H72L73 148V145L69 142V143H66V145H64ZM81 147H83V145L81 146ZM173 147V146H172ZM171 147V148H172ZM176 147V146H175ZM232 147H233V144H232ZM178 148V147H177ZM226 150L224 151V153L222 154H220L219 153V156L216 158V159H208V158H205L206 160H201V159H199V160H197L196 161V163L197 164H191L190 165V163H185L183 160L182 161H178V163L179 164H181V165H184L185 166V168L186 169H188L187 168V166L188 165H190V166H193V171L192 172H194V168L196 167H198V168H203V166L204 167H208V168H203V171H204V173L203 174H201L200 175V177H203L204 178V180H205V175H207V172H209V171H211L210 170V168L209 167H211V165H210V163H215V162H217V163H215V164H217V165H214V167H216L217 166V168H218V166L219 165H224V163H222V162H224V160L223 159H221L222 157L224 158V159H226V156L228 155V156H230V154L231 155H233V153H235V151L236 150H234V149H231V148H229L227 145H226ZM93 149V148H92ZM180 149V148H179ZM178 149V150H179ZM236 149V148H235ZM94 150V149H93ZM103 150V149H102ZM166 151V150H165ZM169 151V150H168ZM176 151V150H175ZM185 151V154H189L188 152H187V150H184ZM200 151V150H199ZM40 152H41V148H40ZM171 152V151H170ZM178 152V151H177ZM167 153V152H166ZM176 153V152H175ZM173 154V155H176V154ZM139 154V153H138ZM161 154L163 155V156H161ZM217 154H218V152H217ZM217 154H216V156H217ZM131 155V154H130ZM132 156V155H131ZM167 156V155H166ZM3 157V156H2ZM24 157H26V156H24ZM54 157H58L60 160H61V162L59 163V164H57L55 161H54ZM71 157V158H70ZM134 156H132V158H133ZM176 160H178L179 159V154H177L176 156ZM215 157V156H214ZM44 158V159H43ZM154 159V156L152 157L151 156V158H150V160L151 159ZM166 158V157H165ZM173 158V157H172ZM213 158V157H212ZM229 158V157H228ZM252 158V157H251ZM251 158H246L245 160H247V161H245L246 163H251V164H253L254 165V167H256V172L255 173H253V172H251L250 170H247V171H249V173H250V176H258V177H260L261 179H259V181H260V186H259V189H262V188H264V183H263V178H264V173L263 172H260V170H259V166H260V161H255V160H252ZM2 159V158H1ZM56 159V158H55ZM121 159H122V157H121ZM125 159V158H124ZM123 159V161H125ZM149 159V158H148ZM189 159H191V158H189ZM255 159H257V158H255ZM3 160H4V163L3 164H1L2 166H0V178L4 181V182H6V183H8V185L3 189V190H6V191H4V193L2 194L3 196L5 195V197H7L8 199H6V202H8V203H14L13 205H11L10 204V206H13L12 208H9V206H8V210H10L11 211V209L13 210V209H15L16 207H19L20 208V210H18V211H25V210H28V211H31V212H33V213H37V212H39V211H41L42 210V202L40 201V199H39V201H35L34 200V197H30V196H28V195H24V192H22V190L21 189H23V188H26V186L25 185H23L22 183H19L18 182V180H20V179H22L25 175H27L26 173H27V170L25 169V167H24V163H21V162H23V158L20 160H18L17 162H15V163H11L9 160H8V158L7 157H3ZM98 160L99 161H105V162H107V164L109 163V162H111V161H113V160H109L108 158H106V156H105V154L101 157V158H98ZM175 160V159H174ZM193 160V159H192ZM226 160H228V159H226ZM20 161V162H19ZM117 161H120V159H118ZM186 161L188 162V159H186ZM222 161V162H221ZM189 162H191V161H189ZM240 162V159H239V161L238 162H235V163H239ZM245 162H244V159L242 158V161H241V163H240V165L239 166H241V164L243 165V164H245ZM128 163H129V161H128ZM150 163V162H149ZM226 163H227V161H226ZM40 164V163H39ZM130 165H131V163H129ZM155 164V163H154ZM174 164H177V162H175ZM209 164V165H208ZM234 164V163H233ZM263 164H264V162H263ZM122 165H125V167L123 168L124 170H126L127 168H128V165H126V163H124V164H122ZM135 165V164H134ZM158 165H161V164H158ZM202 165V166H201ZM208 165V166H207ZM236 165V164H235ZM136 166L138 167V169L136 168ZM136 166L134 167V166H130V168L132 169V171L133 170H135V172H137L136 174H139L138 172H140V171H142V174L140 175V177H138L137 179H131V180H129V181H127V182H122L121 183V181H120V183H118L116 180L114 181V184L113 185H107V186H103V185H99V192H100V194L102 195V197L101 198H106V197H108L109 199H110V197L111 196H114V199H113V201L112 202H108L109 204H111V203H118V204H120V205H123L124 206V196H131V195H134V197L136 198V196H138L139 195V192H145V191H147L148 190V193H147V198H148V200H149V202L150 203H148L150 206H153L156 202H154V193H155V191H156V188H155V186H153V184H151V185H146L145 184V182L146 181H151V179L152 178H154L153 177V174H152V171H148V169H146V168H144L143 166H141L140 164H136ZM155 166V165H154ZM162 166V165H161ZM6 167V168H5ZM31 167H32V169H35L36 167L35 166H33V165H31ZM117 167H119V166H117ZM141 167V168H140ZM236 167H238V166H236ZM41 168V167H40ZM152 168V167H151ZM262 169H263V167H262ZM261 169V170H262ZM79 171H82L81 169H78ZM151 170V169H150ZM153 170H156V169H154L153 168ZM163 170V169H162ZM131 171V170H130ZM166 171V170H165ZM235 171V170H234ZM32 172V171H31ZM159 173H161L160 175L161 176H163L164 174H163V172L162 171H158ZM237 172V171H236ZM29 173V172H28ZM105 173H108V174H112V172H108V171H105ZM131 173V172H130ZM186 174L185 176H181V177H177V175H182V174ZM224 173V172H223ZM239 173V172H238ZM47 173H46V171H45V173H44V175H46ZM47 174V175H48ZM132 174H133V172H132ZM135 174V173H134ZM167 174V173H166ZM171 174H172V176H171V178L169 179V180H171V179H179V180H182V179H186V180H188V181H190V182H194V181H192L191 179H190V176H192L191 175V173H189V171L187 172V170H183V169H178V170H176V175L175 174H173L172 172H171ZM231 174V173H230ZM240 174V173H239ZM80 174H67L66 176H65V178H68V179H73L74 177H76V176H79ZM225 175H227V174H225ZM42 175H38L37 177H41ZM160 176V177H161ZM228 176H231V175H228ZM236 177L237 175L236 174H234V175H232L231 177ZM220 177V176H219ZM221 177H222V175H221ZM221 177H220V179H221ZM234 177V178H235ZM62 179H63V176L61 177ZM162 178V177H161ZM160 178V179H161ZM0 179V180H1ZM6 179H10L12 182H7V180ZM208 178L206 177V180H207ZM236 179V178H235ZM67 180V179H66ZM237 180V179H236ZM239 180V179H238ZM163 181V180H162ZM185 181V180H184ZM208 181V180H207ZM241 180H239V181H237V182H240ZM134 184H136V186L134 185ZM239 184V183H238ZM49 185V183H47L46 182V184H42V185H40V186H38V188L36 189L37 191L36 192H38L39 194H42L43 192H44V189H45V187H47ZM154 185H156L157 187H159L160 185L159 184H155L154 183ZM241 184H239V188H237V189H240L242 186H240ZM42 186V187H41ZM138 186V187H137ZM161 187V186H160ZM135 189H137V191L135 190ZM162 189L164 190V191H166V188H163L162 187ZM245 189V188H244ZM185 190V189H184ZM87 191H88V189H86L85 190V192L87 193ZM134 192H136L135 194H133ZM167 192V191H166ZM182 192H184V191H182ZM185 193V192H184ZM227 194H228V192H226ZM54 194V193H53ZM193 194H194V192H193ZM36 195V194H35ZM34 195V196H35ZM48 195H50V197L52 198V200H54V204H55V206H56V208L58 207V212L60 213V214H62V213H66L67 211H66V208H67V206H70V205H72V201L71 200H65V199H63V198H57V197H54L49 191H48ZM155 195H157L156 197L158 198V200L159 199H161L162 201H166V202H168L165 198V196L164 195H161V194H156L155 193ZM217 195V194H216ZM98 196V195H97ZM168 196V195H167ZM194 196H197V197H195V199H197L199 202V204H201V205H204L205 204V202H204V197L198 192V194L196 193V194H194ZM217 196H219L220 197V194L219 195H217ZM216 196V197H217ZM182 197L183 196H181V198H180V200H179V202L181 201V206L182 207H184L183 205H184V201L182 200ZM229 197V196H228ZM80 198V197H79ZM133 198V197H132ZM0 199H1V197H0ZM81 199V198H80ZM170 199H171V197H170ZM217 199V198H216ZM222 199V198H221ZM221 199H219V200H221ZM255 199H259L260 201H264V199L262 200V198H255ZM77 200H78V198H77ZM222 200H224V199H222ZM227 200V199H226ZM226 200H224V201H222V202H224V206L226 207H229V209L231 210V212H233V213H237L238 215L239 214H242V213H244V214H246V216L244 217V218H242V219H245V220H243L242 221V219H237V221L238 222H242V223H245V221L247 220V223L246 224H242V225H244V226H246V227H242V225L240 226L241 228H242V230H247V231H251L252 233H254L255 232V230H261V228H263L264 227V208L262 209V210H256V209H254V206L252 205V202H250L249 200H245V201H247V202H243V201H241L240 202V200L239 201H235V200H233V198H230V200H228V201H226ZM105 201V200H104ZM174 201H178V199H174ZM173 201V202H174ZM218 201V200H217ZM166 202H165V204H164V206H166V207H168V205H166ZM219 203H220V201H218ZM168 203H170V204H172V202H168ZM167 203V204H168ZM204 203V204H203ZM26 204V207H24V205ZM221 204V203H220ZM248 204H250V206L249 207H247V208H245V210H242L241 212H239V209H240V205H241V209H243V207L244 206H246V205H248ZM174 205V204H173ZM189 205V204H188ZM217 205V204H216ZM263 205V204H262ZM260 206V205H259ZM140 207V206H139ZM141 207H144L143 205H141ZM140 207V209H138L136 212H135V210H136V208H128V207H126L125 206V208L127 209V211H128V213H131V214H128V213H125L124 214V217H126L128 220H129V222L133 225V226H135L136 228H139V229H150V226H151V224H152V222H153V217L151 218V213L149 212V211H147L145 208H141ZM226 207V208H227ZM171 208V207H170ZM257 208V207H256ZM187 209V208H186ZM16 210V209H15ZM103 210H105V209H103ZM201 210H203V209H201ZM222 210V209H221ZM224 210H226V209H224ZM14 211V210H13ZM223 211V210H222ZM101 212V211H100ZM135 212V213H134ZM177 212H179V211H177ZM219 212H221V211H219ZM180 213V212H179ZM222 213V212H221ZM181 214V213H180ZM183 214V213H182ZM187 214V213H186ZM228 214H229V212H228ZM228 214H227V216H228ZM22 215H26V213H24V214H22ZM223 215H224V213H223ZM207 216V215H206ZM217 216H219V215H217ZM198 217V216H197ZM216 217V216H215ZM28 218V220H30L31 218L28 216L27 217ZM123 218V217H122ZM213 218V217H212ZM104 219V218H103ZM184 219H185V217H184ZM188 219V218H187ZM198 219V218H197ZM196 219V220H197ZM200 219V218H199ZM217 219V218H216ZM28 220H25V219H22V223L23 222H26L27 224H28ZM70 220V221H69ZM260 221L259 223H257V224H255L254 223V221ZM68 221L70 222V223H74V222H79L81 225H82V223H84V222H86L84 219H83V217L81 216V213L80 212H77V211H75V214H73V215H69L68 216ZM74 221V222H73ZM212 221H214V220H212ZM222 222H223V220H221ZM237 221H236V223H234V224H237ZM18 222V221H17ZM16 221H15V223H17ZM215 222H216V220H215ZM19 223V222H18ZM97 224H99V225H105V226H110V227H112V226H114L115 225V223L116 224H118L119 225V223H120V227L122 228V229H129V227H126V223H125V221H124V219H116V218H111V219H109V220H104L103 222H100V221H98V222H96ZM200 223V222H199ZM224 223V222H223ZM254 223V224H253ZM231 224H233V223H231ZM81 225H79V226H81ZM240 225V224H239ZM239 225H238V227H239ZM232 226V225H231ZM228 227V226H227ZM235 227V226H234ZM162 228V227H161ZM230 227H228V229H229ZM236 228V227H235ZM239 229V228H238ZM237 229V230H238ZM166 229H163V230H161V231H165ZM200 230V229H199ZM148 231V230H147ZM205 231H206V229H205ZM262 231H263V229H262ZM232 232V231H231ZM235 232H236V230H235ZM234 232V233H235ZM238 232V231H237ZM242 232H244V231H242ZM93 233V232H92ZM217 233V232H216ZM215 232H209V238L211 239V241L216 245V247H218V249H220L221 251H222V253L224 254V256H227V257H231L230 255H231V252H230V250H229V248L227 247V245H226V242L224 243L223 242V240L224 239H221L220 237H221V235H218V234H216ZM233 233V232H232ZM241 233V232H240ZM263 233V232H262ZM94 234V233H93ZM237 234V233H236ZM245 234V233H244ZM21 235H23V234H21ZM161 235V234H160ZM196 235V234H195ZM26 236H28V235H26ZM26 236H24V237H26ZM29 236H31V235H29ZM168 237V236H167ZM190 238H189V240L191 239L193 242H194V238L195 237H193L192 235H190L189 236ZM200 237V236H199ZM2 237H1V233H0V239H1ZM27 238H29V237H27ZM154 238H158L157 237V235H154ZM170 238V237H169ZM30 239H32V238H30ZM202 239V238H201ZM200 238H198V236H197V238L195 239V243L196 244H198L199 242H200V244L202 243H204V242H202L203 240H201ZM99 240V239H98ZM168 240V239H167ZM171 240V239H170ZM10 241V240H9ZM26 241V240H25ZM161 241V240H160ZM166 241V240H165ZM210 243V242H209ZM174 244V243H173ZM212 244V243H211ZM194 245V244H193ZM192 245V246H193ZM206 245V244H205ZM256 245H257V243H256ZM39 246V245H38ZM199 246V245H198ZM33 247H35V246H33ZM204 247V246H203ZM201 248V247H200ZM214 248L215 247H213L212 249L214 250ZM204 249H205V247H204ZM203 249V250H204ZM212 249H211V247L208 245L207 246V249H205L206 251L208 250V251H210V254H212ZM254 249H256L255 248V246H254ZM41 250V249H40ZM189 250V249H188ZM187 250V251H188ZM38 251V250H37ZM183 251V250H182ZM200 251V250H199ZM207 251V252H208ZM217 251V250H216ZM205 252V251H204ZM206 252V253H207ZM256 252V251H255ZM220 253V252H219ZM221 255V254H220ZM197 256V255H196ZM208 256V255H207ZM214 256V255H213ZM218 256V255H217ZM181 257V256H180ZM215 257V256H214ZM216 258V257H215ZM234 258V257H233ZM249 258H250V260L252 259V257L249 255ZM257 259V261H258V263L259 264H263L262 262H260L261 261V259L259 260V258H256ZM217 260V259H216ZM224 260H226V261H224ZM224 260H220V259H218V261H219V264H249V262L250 261H248V260H246V261H244L245 259H235L234 261H233V259H232V262H231V260L230 261H228L226 258L224 259ZM253 260V259H252ZM218 261H216V262H218Z\"/></svg>",
	"mask_w": 264,
	"mask_h": 264
},
{
	"label": "crops",
	"instance_id": "crops-1",
	"mask_svg": "<svg viewBox=\"0 0 264 264\" xmlns=\"http://www.w3.org/2000/svg\"><path fill=\"white\" fill-rule=\"evenodd\" d=\"M155 78V77H154ZM189 78H191L190 76H189ZM169 80H171L170 79V77L168 78ZM167 79V80H168ZM168 80V82L166 81V83H167V85L168 84H170V89H174L175 87H176V82L175 81H169ZM164 81H162L161 83H162V85L164 84L163 83ZM189 84H193V83H191V82H189ZM156 86H157V84H156ZM145 97V96H144ZM143 97V98H144ZM195 97L196 96H194V99H195ZM154 98H155V96H154ZM157 99V98H156ZM159 100V99H158ZM158 100L156 101V103L154 102V104H157V109H159V106H162L163 104L161 103H158ZM232 100H235V98H232ZM76 101H78L77 99H76ZM140 103H142V105H143V102L140 100ZM91 104H93V103H91V102H87L86 103V105L87 106H89V107H91ZM141 105V104H140ZM263 105H264V101L261 103V105H260V107H259V109L260 108H262L263 107ZM93 108V107H92ZM169 108V107H168ZM93 109H97V110H100V109H103V107H101V108H93ZM162 110H164V107L162 108ZM170 110H172V108H170ZM193 113H195L194 111H192ZM199 115H200V117L201 118H204V115H202V114H200V112L198 113ZM121 116H125L128 120H130V122H131V117L130 116H128V113H126V110L124 109V113L122 114L121 112L120 113H118V115L116 116V117H112V121H110L109 119H110V116H108V117H105L106 119H107V121H108V123H107V125H110L111 127H115V126H119V125H122V124H134V123H127L126 121H124V120H122L121 122H118L117 123V118L119 119V117H121ZM160 116L161 117H167L166 116V114H160ZM158 118V117H157ZM10 118H8V120H9ZM159 119V118H158ZM166 120H163V123L165 122ZM204 121V120H203ZM217 124H219V125H222V122L221 121H215ZM175 123H177V122H174V124ZM173 124V125H174ZM204 124H205V122L204 123H202L200 126H204ZM213 124V123H212ZM173 125L171 126V131L173 130ZM196 125H198V123H196L195 124V126ZM248 125V124H247ZM110 126L107 128L108 129V131H107V133H106V135H105V138L102 140L105 144H106V152H105V156L109 159V160H113V161H111V162H109L108 164H104L105 163V161H99L98 160V158H94V157H91V156H89L88 155V157L86 156V154H87V152H86V150L84 149V141H86V139H84V137H83V139H80L79 138V140H76L79 144H80V148H78V146H76V144L72 141V140H75V139H73L72 138V136H71V138H70V140H69V142L73 145V148L72 149H70V151L71 150H74L75 151V157L74 158H71L72 160H74L75 158H79V160L76 162V163H73V167H71V168H67V167H65V170H71V171H73L74 173L73 174H80L79 176H82L83 174H84V172H85V174H88L87 176H86V178L84 177V179H86V180H94V179H96V178H101V179H103V180H111L112 182H111V184H109V185H113L114 184V181H115V176H114V174L116 173H118V172H120V173H122V172H125L126 170H124L123 168L125 167V165H122V164H124L125 163V161H117L118 159H121V157H123V154L122 153H120V146H119V144H117V145H113V144H111V145H109V143H107V142H105V139H106V137L109 135L108 134V132L109 131H111V128H110ZM190 125L188 124L187 125V128H188V130L190 129ZM164 128L165 129H167L168 128V126H164ZM7 129H8V131L13 135V132H11V125H7ZM113 130H115V131H118V130H121V128H114ZM123 130V129H122ZM192 130H196L195 128L194 129H191V130H189V131H192ZM202 130H204V129H202ZM199 133H200V130H197ZM243 132L244 131H246L247 132V134H252L254 131H255V126H254V124L252 123V124H249V128L247 129V130H245V129H243L242 130ZM74 132V131H73ZM83 132H86L87 133V135H88V129H86V130H84V131H82V133ZM74 134V133H73ZM206 136H208V138L206 137V139H213L212 137H210L211 135H212V132L210 133V135H209V133L208 132H206ZM149 135L150 134H148V133H146L145 131H143V130H134V134H133V139L134 140H136V141H148V137H149ZM155 137H157V134H155L154 135ZM202 136H205V134L203 133L202 134ZM226 138H229V134L227 133L226 134ZM231 134H230V140H233V137L231 138ZM87 138H94V137H92V135L90 134V137L88 136ZM259 138H260V136H259ZM126 138H124V137H122V142H123V140H125ZM261 139V142L262 143H264V138L263 137H261L260 138ZM139 143V142H138ZM210 143V142H209ZM210 144H212V143H210ZM83 145V147H81ZM214 147H216V145H214V144H212ZM110 148H112V150L110 149ZM217 148V147H216ZM223 148H226V144H223ZM199 150H200V148H199ZM65 151V150H64ZM142 151H144V147L142 148V150H141V152H138V153H142ZM217 151H218V149H217ZM200 152V151H199ZM201 154V153H200ZM64 156V155H63ZM66 156H68V155H66ZM202 156V155H201ZM151 157V156H150ZM202 157H204V156H202ZM149 157H148V155H147V159H148ZM208 158H210V157H208ZM212 158V157H211ZM238 159H235L236 161L235 162H238L239 161V159H240V162L239 163H237L238 165H240V163H241V161H242V157H237ZM166 159L167 158H161V159H159V158H156L155 157V153H154V163H156V164H161L163 167H166V168H168V169H170L171 171L168 173V174H171V172L173 173V174H175L176 175V170H178V169H183V170H187V172H188V169H186L185 168V166L184 165H181V164H179L178 162H177V164H174L173 165V167L172 168H169V163L167 164L166 163ZM170 162V161H169ZM79 163H82V166L80 167V168H77V166H79ZM76 164V165H75ZM104 164V169H102L101 167H103L102 165ZM114 166L115 167V170H110V166ZM96 166V167H95ZM117 166H119V167H117ZM244 166V165H243ZM243 166H240L242 169H245ZM221 167V165H219L218 166V168H220ZM259 168H260V166H259ZM60 169H64V167H60L59 165H58V171L60 170ZM78 169H81L82 171H79ZM253 169H255L256 170V167H253ZM105 171H108V172H112V174H108V173H105ZM244 171H246V170H244ZM90 173V174H89ZM167 173V172H166ZM210 173V171L209 172H207V174H209ZM47 175V174H46ZM223 175H225V174H222V176ZM181 176H184L183 174L182 175H179V177H181ZM77 177V176H76ZM76 177H74V178H76ZM178 177V176H177ZM36 178H39V177H36ZM239 179V178H241L242 179V177H241V175L238 173V176H236V179ZM166 180H169L170 178H168V177H166L165 178ZM237 179V180H238ZM8 180H10V179H7V182H8ZM116 180H118V179H116ZM134 180V179H133ZM182 180H184V179H182ZM221 180H222V177H221ZM236 180V181H237ZM129 181V180H128ZM188 181V180H187ZM71 182L73 183L74 182V180L73 179H71ZM164 182V181H163ZM189 183H191V184H193L194 182H190V181H188ZM238 183V182H237ZM258 184V183H257ZM99 185H103V186H107V184L106 183H101V184H99ZM165 185V184H164ZM239 185V184H238ZM244 185L245 184H243L242 186H243V188H245L244 187ZM161 186V185H160ZM159 186V187H160ZM165 186H167V185H165ZM192 185H190L189 187H191ZM194 186V185H193ZM192 186V187H193ZM168 187V186H167ZM167 187H166V191H167ZM188 187V188H189ZM230 187V186H229ZM161 188H162V186H161ZM259 188V187H258ZM136 191H137V189H135ZM262 192H263V194H264V188H262V189H260ZM250 192V190H247V193H249ZM136 192H134L133 194H135ZM247 193H244L243 195H244V199L245 200H247L248 199V194ZM143 194V192H139V195L138 196H136V199L140 196V195H142ZM84 195H87V193L86 192H84ZM155 198H156V195H155V193H154V201H155ZM255 198H262V197H260V196H255ZM126 199H127V197L126 196H124V206H126V207H128V208H131L132 206H133V203H128L127 201H126ZM219 199H221V197L220 198H218L217 197V199L215 200L214 199V202L215 203H217L218 201H221V200H219ZM218 200V201H217ZM155 202H157V201H155ZM163 202V201H162ZM164 203H165V201H164ZM223 204H224V202H223ZM206 205V204H205ZM250 206V204H248V205H246V206H244L243 207V209H241V205H240V209H239V212H241L242 210H245V208H247V207H249ZM216 208H219V207H217L216 206ZM219 211H220V209H219ZM172 213V212H171ZM234 214H236V215H238L237 213H234ZM157 216V215H156ZM246 216V214H244V213H242V214H239L238 215V218L239 219H242V218H244ZM162 218H159V220H161ZM155 223L157 224V219H156V221H155ZM158 226H161L163 229H166L165 231H161V233L160 234H165L167 231H169L170 229H171V227H170V225H169V223L168 222H165L164 224H163V222H161L160 223V225L159 224H157ZM170 236H172V234L170 235ZM235 245V249H234V251H235V253L237 254L236 256H235V258L234 259H240V258H244V257H246L247 256V252L244 250V249H242V248H238V246L236 245V243L234 244ZM206 247V246H205Z\"/></svg>",
	"mask_w": 264,
	"mask_h": 264
},
{
	"label": "water",
	"instance_id": "water-1",
	"mask_svg": "<svg viewBox=\"0 0 264 264\" xmlns=\"http://www.w3.org/2000/svg\"><path fill=\"white\" fill-rule=\"evenodd\" d=\"M211 36V42L214 47V49L218 52L221 53H247V52H252V53H259L258 47L255 45L251 44L246 38H244L238 30H236L233 27H228L226 28L225 31H222L221 29H213L210 32ZM144 39L142 37H137V36H130L126 38L125 44L132 47L136 48L140 46L143 43ZM2 48V43H0V49ZM239 78L235 77L232 80L222 82L220 86L221 90L226 91L230 89L232 86L236 85L239 82ZM150 89L149 85H144L142 90L143 91H148ZM259 99V95L255 93L253 95L254 101H257ZM141 121L142 125L144 126L145 129H147L150 132H154L158 130L159 128V120L157 117L154 115L147 113L145 115L141 116ZM92 148L96 152H101L103 149V146L100 142L98 141H93L92 143ZM244 149L245 152L248 156H256L258 158H263L264 157V150L259 148L257 145V141L253 139L246 138L245 143H244ZM217 148L214 147L212 144L209 142H202L200 144V153L204 157H214L217 154ZM222 181L230 186V187H238V183L234 177L228 176V175H223L222 176ZM102 216H120L124 215V212L120 207L118 206H112L109 207L103 211H101Z\"/></svg>",
	"mask_w": 264,
	"mask_h": 264
}]
</instances>
